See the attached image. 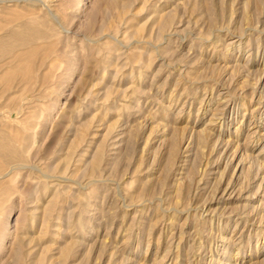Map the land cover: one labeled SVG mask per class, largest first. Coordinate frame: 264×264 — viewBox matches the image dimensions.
<instances>
[{"label": "rangeland", "instance_id": "1", "mask_svg": "<svg viewBox=\"0 0 264 264\" xmlns=\"http://www.w3.org/2000/svg\"><path fill=\"white\" fill-rule=\"evenodd\" d=\"M0 153V264H264V0H0Z\"/></svg>", "mask_w": 264, "mask_h": 264}, {"label": "bare ground", "instance_id": "2", "mask_svg": "<svg viewBox=\"0 0 264 264\" xmlns=\"http://www.w3.org/2000/svg\"><path fill=\"white\" fill-rule=\"evenodd\" d=\"M17 16V15H16ZM18 18V17H17ZM43 24V23H42ZM26 26V25H25ZM28 27H30V26H28ZM27 27V28H28ZM20 28V27H19ZM29 29V28H28ZM31 29V28H30ZM36 30V29H35ZM14 31V30H13ZM22 32V31H21ZM13 33V32H12ZM16 33H17V31H16ZM22 33H24V35L25 36H27V34H26V31L24 32V30H23V32ZM31 33H33V31H31ZM30 33V34H31ZM35 33V32H34ZM33 33V34H34ZM17 35V34H16ZM20 35H21V33H20ZM19 34H18V36H20ZM31 36V35H30ZM34 36V35H33ZM48 36V35H47ZM9 37V36H8ZM21 37V36H20ZM23 38H24V36H22ZM23 38H20V39H23ZM27 38H28V36H27ZM31 39V38H30ZM46 39V38H45ZM4 40V39H3ZM3 42V41H2ZM26 42V41H25ZM11 43V42H10ZM27 43V42H26ZM3 44H4V42H3ZM5 45V44H4ZM18 45V44H17ZM48 45V44H47ZM2 46V45H1ZM39 46V45H38ZM41 46V45H40ZM53 46V45H52ZM14 47H16V46H14ZM34 47V46H33ZM4 48V47H3ZM32 48V47H31ZM41 48V47H40ZM45 48V47H44ZM47 48V47H46ZM33 49V48H32ZM37 49V48H36ZM39 49V48H38ZM37 49V50H38ZM51 49V48H50ZM48 50H49V48H48ZM34 51V50H33ZM30 53V52H29ZM40 53V52H39ZM31 55V54H30ZM45 56V55H44ZM16 57V56H15ZM33 58V57H32ZM40 58V57H39ZM26 60H27V58H26ZM29 61H30V59H29ZM31 61H33V60H31ZM42 61V60H41ZM24 62H27V61H24ZM20 63H22V62H20ZM31 64V63H30ZM22 65V64H21ZM29 65V64H28ZM47 66V65H46ZM27 67V66H26ZM25 68V67H24ZM17 70V69H16ZM21 70V69H20ZM27 70V69H26ZM29 70V69H28ZM28 72V71H27ZM12 77V76H11ZM13 79V78H12ZM1 154V153H0ZM6 156V155H5ZM1 160V159H0ZM13 168V167H12ZM8 173V172H7ZM4 175V174H3ZM1 176V175H0ZM3 184V183H2Z\"/></svg>", "mask_w": 264, "mask_h": 264}]
</instances>
